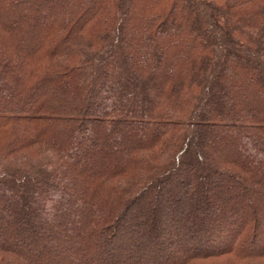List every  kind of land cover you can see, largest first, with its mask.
<instances>
[{
  "label": "trees",
  "instance_id": "1",
  "mask_svg": "<svg viewBox=\"0 0 264 264\" xmlns=\"http://www.w3.org/2000/svg\"><path fill=\"white\" fill-rule=\"evenodd\" d=\"M225 255L264 260V0H0V264Z\"/></svg>",
  "mask_w": 264,
  "mask_h": 264
},
{
  "label": "rangeland",
  "instance_id": "2",
  "mask_svg": "<svg viewBox=\"0 0 264 264\" xmlns=\"http://www.w3.org/2000/svg\"><path fill=\"white\" fill-rule=\"evenodd\" d=\"M218 245V244H217ZM237 264L236 261L234 260V257L231 255H225L221 257H211V258H206L203 260H195L194 264ZM254 264H264V260H256V262H253Z\"/></svg>",
  "mask_w": 264,
  "mask_h": 264
}]
</instances>
